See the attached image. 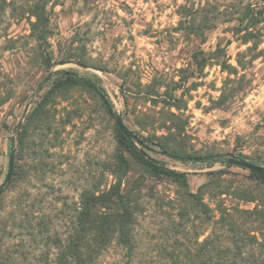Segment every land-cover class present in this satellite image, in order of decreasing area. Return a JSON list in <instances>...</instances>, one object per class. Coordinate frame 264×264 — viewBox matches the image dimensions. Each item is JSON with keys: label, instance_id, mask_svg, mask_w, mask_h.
I'll return each mask as SVG.
<instances>
[{"label": "rangeland", "instance_id": "rangeland-1", "mask_svg": "<svg viewBox=\"0 0 264 264\" xmlns=\"http://www.w3.org/2000/svg\"><path fill=\"white\" fill-rule=\"evenodd\" d=\"M12 1L5 6L0 0V183L12 147L21 178L14 176L11 189L0 194V264H53L52 246H43L39 236L32 238L11 218L18 204L63 230L80 192L108 189L110 173L119 168L122 148L114 119L90 90L64 85L47 100L41 120L30 118L63 72L95 77L114 113L144 140L146 146L137 148L187 179L183 188L150 177L123 152L131 166L124 183L137 203L135 247L129 254L112 245L99 264H161L167 252L194 247L195 238L202 240L211 226L183 204L182 196L196 192L214 173L222 185L248 187L258 197L250 202L232 194L225 197L228 207L250 211L258 203L264 210V181L227 163L243 154L264 166V54L246 64L244 91L220 98L227 76L220 61L236 66L237 52L245 48L231 37L229 24H219L200 42L179 29V7L186 0H45L49 33L39 45L27 37L28 21L18 16L26 0ZM217 43L225 56L217 61L198 54L199 61L206 59L200 68L193 53L211 54ZM35 49L52 53L49 67ZM77 57L86 63L73 60ZM22 126L20 149L16 130ZM162 146L215 160H174ZM208 203L214 207L216 200ZM235 218L249 228L254 215L236 212ZM255 235L238 264H264V232Z\"/></svg>", "mask_w": 264, "mask_h": 264}, {"label": "trees", "instance_id": "trees-1", "mask_svg": "<svg viewBox=\"0 0 264 264\" xmlns=\"http://www.w3.org/2000/svg\"><path fill=\"white\" fill-rule=\"evenodd\" d=\"M1 1L5 6L13 3L12 0L8 3L5 0ZM46 4L45 0H26L25 7L18 13L19 19L25 18L28 21L29 34L27 37L39 45L41 42H45L49 33V16ZM179 8L181 10L178 22L179 29L199 39L200 42H204L207 38V32L219 24L230 25L231 37L239 45H244L245 48L237 52L236 66L228 64L224 59L220 61L222 71L227 73L220 88V98L232 97L244 91V85L242 86L240 81L245 74L246 64L264 54V47H259L260 43L264 41V0H186V3ZM227 42L229 43L230 39ZM35 50L41 63L49 67L52 53L46 52L44 49ZM198 54H201L203 58L211 56L214 60L219 61L225 56V51L219 43L216 44V48L211 54L205 55L203 51H199V53L195 51L193 53L194 61L200 68H203L206 65V59L199 61L197 59ZM62 60L68 61L71 58ZM73 60L81 64L86 63L82 57ZM241 71L242 73L238 77L237 74ZM64 85H78L88 89L100 98L106 112L108 108H112V103L106 99L103 89L95 77L77 76L73 73L66 75L63 72L60 79L55 81L34 108V113L30 117L32 120H41V114L45 111L43 107L47 100L49 97H53L56 91ZM105 100L107 101L106 104L104 103ZM114 130L122 153L128 154L142 173L150 177L166 178L183 188L187 187V179L183 173L169 169L146 153L141 152L136 144L118 130L115 124ZM16 133L21 149L25 126L20 127V130L17 129ZM138 138L141 141L140 145L145 147L144 140L139 136ZM161 149L172 159L182 162H212L215 160L213 155L193 156L178 149L164 146ZM122 153L118 155L119 168L110 173L114 177L108 189L82 190L74 213L71 219L63 224V230L61 227L56 229L53 223L51 224L34 215L33 210L28 213L19 204L17 210L11 213V218L19 220L20 227L27 232L26 234L34 239L39 236L43 246H52L54 249L53 264H99L103 255L112 245L125 249L129 254L132 253L135 247L133 229L137 203L133 199L132 188L125 186L124 183V176L131 170V166L129 160ZM238 158L247 160L246 155L243 154H240ZM250 162L257 164L254 161ZM249 172L252 176L264 181V175L250 170ZM14 176H16V181L21 178L15 166L13 176L3 191L11 189V184L15 181ZM215 176V173L212 174L207 182L197 188L196 192L186 191L182 196L183 204L192 212L203 217L205 223L211 226V231L200 241H198V235L192 248L175 249L167 252L160 260L161 264H238L240 260H243L247 244L251 240L257 239L255 233L262 234L264 232V210L258 209V203L250 211L231 208L225 203V197L232 194H238L242 199L250 202L257 200L258 197L248 187L240 189L232 188L230 185H222ZM205 198L216 200L214 207H211L208 200H204ZM236 212L254 215L249 228H247L248 222H239L235 218ZM201 232L200 235L205 230ZM250 232L255 233L250 234ZM262 241L264 242V235Z\"/></svg>", "mask_w": 264, "mask_h": 264}, {"label": "water", "instance_id": "water-1", "mask_svg": "<svg viewBox=\"0 0 264 264\" xmlns=\"http://www.w3.org/2000/svg\"><path fill=\"white\" fill-rule=\"evenodd\" d=\"M80 66L86 67L85 65H80ZM65 74L67 75L68 72H65ZM102 98L104 97L102 96ZM104 103L106 104L107 101L105 100ZM107 112L114 119L115 126L118 128V130L122 134L125 135L126 138L130 139L134 144H141V141L138 138V136L127 127V125L124 123L122 117L119 114L114 113L112 108H108ZM140 151L145 153L143 150H140ZM14 155H15V151H14V148L12 147L10 149L9 156H8L7 172H6L4 180L0 183V194L2 193L4 187L6 186L7 183H9V181L11 180L13 176ZM227 163L229 165H237L244 169H248L250 171H254V172L264 175V166L254 164L246 159H242L238 157H230L227 159Z\"/></svg>", "mask_w": 264, "mask_h": 264}]
</instances>
